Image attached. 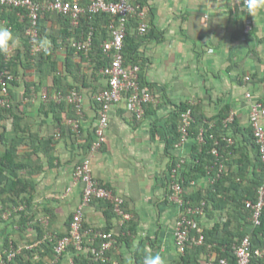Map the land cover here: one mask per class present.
<instances>
[{
	"label": "crops",
	"instance_id": "1",
	"mask_svg": "<svg viewBox=\"0 0 264 264\" xmlns=\"http://www.w3.org/2000/svg\"><path fill=\"white\" fill-rule=\"evenodd\" d=\"M149 1L152 8L147 19L149 34L142 37L138 53L156 101L147 106L148 112L142 120H137L126 108L125 101L114 103L103 145L92 157L94 178L122 196L132 214L129 222L121 225L108 200L99 199L85 210V229H108L119 235L121 231L127 232L129 224L126 238H120L110 250L111 264H139L149 251L161 252L169 264L183 255L174 234L180 206L170 196L176 178L174 169L183 175L185 169L191 168L193 143L190 135L185 141L180 140V135L172 143L171 121L179 111V104L184 101L198 104L207 116L227 107L228 115L234 111L238 123L246 128L250 122L245 93L252 90L264 99V10L254 18L241 9L240 0ZM249 22L251 28L247 30ZM52 23L57 28L55 22L50 21L49 26ZM44 42L48 46L52 44L51 38ZM54 52L63 68L62 62L68 55L66 45L63 43ZM89 68L84 65L79 70L81 75L87 73L85 85L69 77L83 95V114L76 113L68 119L71 127L69 120L79 118V133L71 127V131L59 135L53 113L43 123L45 119L39 114L38 106L32 104L35 106L32 131L41 136L55 135L53 154L57 158L49 164L42 157L44 168L33 172L34 197L30 206H12L14 210L2 212L0 203V258L14 242L20 248L35 246L42 232L44 238L52 239L69 231L84 186L75 179L76 164L90 155L99 122L93 95L105 86L104 78L92 77ZM247 75L251 76L249 82L245 80ZM21 89V84L13 86L16 101L22 97ZM57 91L50 88L47 92ZM0 147L4 149L3 144ZM208 184V177L184 182L183 195L191 196ZM21 210L29 218L26 224L20 222ZM215 214L216 220H226L225 215ZM216 220L205 212L199 216L202 227L211 228ZM209 246V253H202L205 260L209 254L219 256L218 245ZM66 253L63 260L68 264L73 252L68 249Z\"/></svg>",
	"mask_w": 264,
	"mask_h": 264
},
{
	"label": "trees",
	"instance_id": "2",
	"mask_svg": "<svg viewBox=\"0 0 264 264\" xmlns=\"http://www.w3.org/2000/svg\"><path fill=\"white\" fill-rule=\"evenodd\" d=\"M136 2L140 3L147 13H152L149 0H136ZM19 11L18 8L0 7V24L12 29L17 41L20 42L18 45L16 44L10 54H7L10 55L8 60L7 55L0 54V70L6 65L17 75L23 70L24 94H28L33 85L37 90L45 89L46 92L50 88L68 92L74 87L69 81V77H72L74 81L81 80V83L85 85L87 84V73H83V75L79 73L84 65L90 66L92 77L98 78L100 76L99 69L109 61L102 48V43L110 36L108 25L112 19L111 14L83 15L80 26L74 27L71 24L70 16L58 11L46 12L39 21L40 40L44 42L46 38H51L52 44L49 51L40 52L32 61L30 55L31 44L26 35L28 19L21 18ZM50 21L58 24L57 28L56 26L53 28V23L49 26ZM137 24L138 20L131 17L123 49L124 63L126 66L140 64L141 85L150 88L152 87L151 83L145 79L142 71V59H140L138 53L141 39L149 34V30L147 34L140 36L136 32ZM92 28L94 35L90 50L76 53V48L70 44L71 39H84ZM63 43L67 47L68 55L62 62L63 68H61L60 60L54 56V50ZM29 68L35 69L34 74L27 72ZM28 75L35 76V79L31 80ZM50 81L52 85H48ZM18 84H20L19 80L13 82V86ZM11 92L14 96L13 88ZM26 106L27 104L17 100L11 108L0 107V126L2 127L0 146L1 144L4 145V149L0 147V203L2 212L12 208V206L13 208L20 205L30 206L34 197L33 172L41 171L44 168L42 157H46L49 164H52L57 158L53 154L56 143L55 135L41 136L39 132H33L31 124L24 120L27 114ZM36 106H38L39 114L44 119L50 113H53L56 126L60 130L59 135L63 136L67 130L71 131L68 119L76 114L74 105L66 101L58 103L51 100L48 103H36ZM188 108L193 110V122L189 133L193 145L190 155L191 168L183 171L185 182L189 183L193 180L198 181L205 177L217 176L220 163H224L225 168L217 176L214 183L209 182L208 185L199 187L191 196L185 198L190 205L198 206L204 203L205 213L214 217L215 220V213L217 212L222 214L221 216L225 215L226 220L218 219L211 228L203 227L204 244H188L185 253L173 264H205L206 260L202 258V253H209L210 244L218 245L219 257H227L231 264H236L234 246L240 244L246 235L251 236L253 249L264 247V207L261 224L254 225L252 222V209L246 204L248 200L258 201V190L264 184V161L261 159L259 145L253 135L252 127H242L236 118L227 121L229 117L227 107H223L219 113L213 116H207L200 105L190 104L187 101L181 102L179 111L176 112L171 121L174 132L172 143L180 138L178 127L181 113ZM10 119H12L13 126L9 130L6 121ZM45 121L46 119L43 120V123ZM201 130L203 141L199 140ZM230 136L234 139V143L229 145L225 137ZM215 147H217L219 155L213 154L212 150ZM100 184L105 186L101 182ZM107 203L111 212L115 213L111 202L108 200ZM19 213L22 215L20 222L26 224L29 220L26 212L21 210ZM72 219L73 215L70 224ZM127 228L126 231H129V224ZM121 233L122 231L117 236V242L120 238H126L125 236L128 235H122ZM44 234L45 232L40 234L39 239L41 240L39 243L33 247H23L8 264H65L63 259L67 254L66 252L58 260L48 262L49 259H55L57 240L65 234H60L52 239L44 238ZM9 245L10 243H8ZM10 247H8V250ZM13 247L18 249L15 242ZM68 249L73 252L75 264H111L108 258L110 250L106 254L107 258L94 260L91 252L81 251L76 253L74 246H70ZM3 257L6 258L7 253H4ZM255 263L264 264V257L253 256L249 264ZM139 264H142V262H139Z\"/></svg>",
	"mask_w": 264,
	"mask_h": 264
},
{
	"label": "built area",
	"instance_id": "3",
	"mask_svg": "<svg viewBox=\"0 0 264 264\" xmlns=\"http://www.w3.org/2000/svg\"><path fill=\"white\" fill-rule=\"evenodd\" d=\"M3 6L20 9L19 15L21 18L28 19L26 35L31 44L30 55L32 61L40 52L50 50V46L40 40L39 21L46 12L58 11L70 16L71 24L74 27L80 26L82 16L86 14H89V16L96 13L112 15L108 25L110 36L102 43V48L109 61L98 71L105 80V86L93 95V99L98 104L99 109V122L95 130L96 138L91 145L90 155L77 163L75 168V179L82 181L84 184L82 198L73 214L69 231L57 240L54 261L62 257L70 246H74L76 253L81 251L91 252L94 260L107 258V252L117 243V232L113 230H96L94 228L85 229L83 225L85 210L94 200L104 199L109 200L113 205V210L119 217L121 225L129 221L132 218V214L125 207L122 196L116 194L111 188L101 185L94 178L92 157L103 145L105 129L109 123V112L114 103L125 101L126 108L135 115L137 120H142L146 115L147 106L156 101V94L153 90L141 85V65L126 66L123 55L125 36L130 18L138 20L136 32L142 36L147 34L149 30L148 13L136 0H0V7ZM248 28H251L250 22L247 24V30ZM93 35L94 30L92 28L84 39H71L70 44L76 48V53L90 50L93 43ZM9 58L10 55H7V60ZM21 72L23 73V70ZM21 72L17 75L8 65L0 70L1 108L8 109L15 104L16 99L11 90L13 82L20 79ZM245 80L247 82L251 81V76L247 75ZM23 90H25V86H23L20 99L24 104L48 103L51 100H55L58 103L66 101L75 106L76 113L80 116L83 114V95L77 87L70 89L68 92L58 90L54 93L38 92L35 85L31 87V91L28 94H24ZM245 98L249 108L250 126L259 145L261 159L264 161V99L256 96L252 90H248L245 93ZM234 118L235 112L232 111L227 121H232ZM192 122L193 110L188 108L181 113L179 124L180 140H187ZM69 124L76 134L80 132L79 118H71ZM199 138L200 141H203L202 130ZM225 139L229 145L234 143V139L231 136L225 137ZM212 152L215 155H219L217 147L213 148ZM219 166L217 176L220 175L225 164L220 163ZM177 173V168H175L173 174L176 175V178L173 181L170 198L180 206V214L175 223L174 234L177 248L184 254L188 244L202 245L205 242L203 227L199 221V216L205 212V205L204 203L198 206L190 205L183 195L184 176L181 173ZM217 176L209 177L208 182L214 183ZM258 194V201L248 200L246 202L247 206L252 209V222L254 225L261 224V215L264 207V184L260 186ZM86 233L91 235L87 236ZM127 233L129 232H122L121 234L125 235ZM27 247H33V245ZM21 249L20 247L15 249L11 245L6 252L7 257L0 258V264H8ZM234 255L236 256V264H249L253 256L264 257V247L253 249L252 238L248 234L240 244L234 246ZM68 264H75L74 256L69 260ZM205 264H231V262L227 257L209 254Z\"/></svg>",
	"mask_w": 264,
	"mask_h": 264
},
{
	"label": "clouds",
	"instance_id": "4",
	"mask_svg": "<svg viewBox=\"0 0 264 264\" xmlns=\"http://www.w3.org/2000/svg\"><path fill=\"white\" fill-rule=\"evenodd\" d=\"M240 3L241 9L254 18H256L258 12L264 10V0H240ZM16 44L17 39L12 29L0 24V54H10ZM142 264H169V262L161 252L149 251L144 255Z\"/></svg>",
	"mask_w": 264,
	"mask_h": 264
},
{
	"label": "rangeland",
	"instance_id": "5",
	"mask_svg": "<svg viewBox=\"0 0 264 264\" xmlns=\"http://www.w3.org/2000/svg\"><path fill=\"white\" fill-rule=\"evenodd\" d=\"M19 43H20V42L17 41V45H18ZM27 72H30L29 74H34L32 68H29V69L27 70ZM22 74H23V73L21 72L19 82H20V84L22 85V89H23V86H25V85H24V82H23V79H22ZM28 76H29V78H30L31 80H34V79H35V76H31V75H28ZM22 89H21V90H22ZM34 107H35V106H34ZM34 107H33L32 103H30L29 105H27V108L25 109V110L27 111V114H26L24 120L27 121L29 124H31V126L34 125V122H35V116H34L35 111H32V110L35 109ZM33 112H34V113H33ZM6 125L8 126V129L10 130V129L12 128V126H13V124H12V120H8V121H6ZM0 131H2V127H1V126H0Z\"/></svg>",
	"mask_w": 264,
	"mask_h": 264
}]
</instances>
